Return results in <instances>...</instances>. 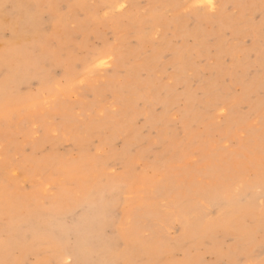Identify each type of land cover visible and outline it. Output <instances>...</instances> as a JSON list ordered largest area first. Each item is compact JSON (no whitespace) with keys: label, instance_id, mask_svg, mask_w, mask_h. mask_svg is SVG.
<instances>
[{"label":"rangeland","instance_id":"374dc122","mask_svg":"<svg viewBox=\"0 0 264 264\" xmlns=\"http://www.w3.org/2000/svg\"><path fill=\"white\" fill-rule=\"evenodd\" d=\"M0 5V264H264V0Z\"/></svg>","mask_w":264,"mask_h":264},{"label":"bare ground","instance_id":"6f19581e","mask_svg":"<svg viewBox=\"0 0 264 264\" xmlns=\"http://www.w3.org/2000/svg\"><path fill=\"white\" fill-rule=\"evenodd\" d=\"M8 2H9V1H8ZM8 2H7V3H8ZM208 2H209V1H208ZM2 3H3V2H2ZM2 3H1V4H2ZM30 3H31V2H30ZM204 3H205V2H204ZM210 3L212 4L211 1L209 2V4H210ZM22 4H23V3H22ZM207 4H208V3H207ZM211 4H210V7H212ZM0 6H1V5H0ZM28 7H29V6H28ZM25 8H26V7H25ZM26 9H27V8H26ZM26 9H25V10H26ZM28 9H29V8H28ZM0 10H1V9H0ZM23 13H24V12H23ZM2 14H3V13H2ZM21 15H22V13H21ZM35 15H36V14H35ZM4 16H5V15H4ZM23 16H24V15H23ZM2 17H3V16H2ZM37 18H38V17H37ZM37 18H36V19H37ZM39 18H41V17L39 16ZM1 19H2V18H1ZM7 20H8V19H7ZM7 20H6V21H7ZM20 20H21V19H20ZM20 20H19V21H20ZM3 21H5V20L3 19ZM17 21H18V20H17ZM37 21H38V20H37ZM37 21H36V22H37ZM37 23H38V22H37ZM5 24H8V21H7ZM17 24H18V23H17ZM30 24H31V23H30ZM34 25H35V21H34ZM16 26H17V25H16ZM7 29H8V28H7ZM25 29H26V28H25ZM37 29H39V28H37ZM15 32H16V31H15ZM15 32H14V33H15ZM103 60H105V57H104V56H101V55L97 56V58H96V61H97V62H100V63H103V62H102ZM31 64H32V63H31ZM104 64H105V63H104ZM102 65H103V64H102ZM102 65H100V66H102ZM1 84H2V83H1ZM1 86H2V85H1ZM0 88H2V87H0ZM10 92H11V91H10ZM73 136H74V135H73ZM31 180H32V179H31ZM35 183H36V182H35ZM212 211H213V210H212ZM83 223H84V222H83ZM200 224H202V223H200ZM195 225H196V224H195ZM196 227H197V226H195L193 229H195ZM198 227H201V225L198 226ZM196 230H197V229H196ZM235 230H236V229H235ZM237 230H238V229H237ZM199 231H200V230H199ZM243 232H244V231H243ZM89 233H90V232H89ZM205 233H206V232H205ZM237 233H239V232L237 231ZM203 234H204V232H203ZM198 235H199V234H198ZM200 235H202V233H201ZM209 236H210V234L208 235V237H209ZM208 237H207V238H208ZM203 241H205V240H203ZM199 242H200V241H199ZM156 244H157V243H155V246H156ZM158 245H159V243H158ZM158 245H157V246H158ZM157 246H156V247H157ZM159 246H160V245H159ZM159 246H158V247H159ZM156 247H155V248H156ZM159 248H161V246H160ZM154 250H155V249H154ZM165 250L167 251L168 249H165ZM171 250H172V249H171ZM228 251H229V250H228ZM228 251H226V252H228ZM231 251H232V250H231ZM153 252H155V253L157 252V253H158V252H159V249H158L157 251L155 250V251H153ZM153 252H152V253H153ZM226 252H224V253L226 254ZM157 253H156V255H157ZM122 254H123V253H122ZM140 254H141V253H140ZM150 254H151V253H150ZM227 254H228V253H227ZM141 255H142V254H141ZM151 255H152V257H153V254H151ZM158 255H159V254H158ZM160 255H161V254H160ZM160 255H159V256H160ZM236 256H237V255H236ZM135 257H137V254H136ZM149 257H150V255H149ZM238 257H239V256H238ZM137 258H139V257H137ZM140 259H141V258H140ZM155 259H157V258L155 257ZM197 259H198V258H197ZM131 260H132V259H131ZM131 260H130V261H131ZM152 261H153V260H152ZM159 261H160V260H159ZM159 261H158V262H159ZM184 261H185V260H184ZM233 261H234V259H233ZM236 261H238V260H236ZM154 262H155V261H154ZM173 262H175V261H173ZM185 262H187V261H185ZM185 262H184V263H185ZM197 262H198V261H197ZM152 263H153V262H152ZM182 263H183V262H182ZM194 263H195V262H193V264H194ZM147 264H149V262H148ZM150 264H151V263H150Z\"/></svg>","mask_w":264,"mask_h":264}]
</instances>
